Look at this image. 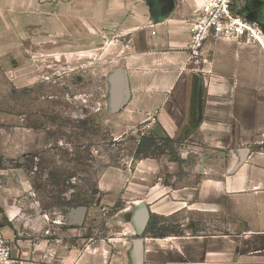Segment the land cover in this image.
<instances>
[{
  "label": "crops",
  "instance_id": "0c3cea01",
  "mask_svg": "<svg viewBox=\"0 0 264 264\" xmlns=\"http://www.w3.org/2000/svg\"><path fill=\"white\" fill-rule=\"evenodd\" d=\"M201 2L175 0L171 14L157 22L147 0L144 5L142 0H0V65L16 77L18 87H26L31 72L34 79L40 75L37 60L46 52L40 45L98 41L109 29L121 27L124 34L113 41L76 50L79 55L103 53L114 46L123 55L116 69L128 71L131 99L122 114L162 137L174 139L183 129L188 143L223 156L201 160L197 185L155 183L134 200L128 222L135 238L139 235L132 215L141 205L149 209V224L188 214L198 218H187L180 224L184 230L162 237L146 229L141 236L144 264H264V52L212 40L200 58L191 59V22ZM30 38L32 46L21 48ZM53 46L48 55L75 56L70 47L62 51ZM224 49L235 51L227 55ZM252 54L262 60L252 61ZM225 59L231 60V67H225ZM65 62L58 58L53 65L71 63ZM201 88L202 121L191 131ZM31 130L28 125L0 126V202L4 234L13 247L7 264H111L105 244L67 252L39 239L38 227L24 231L18 224L22 216L15 202L22 196L28 199L33 186L25 167L12 165L36 148L45 149L44 138L30 139ZM151 161H141L139 168L156 169L157 162ZM217 217L225 229L221 233H216ZM200 225H211L213 231H197Z\"/></svg>",
  "mask_w": 264,
  "mask_h": 264
},
{
  "label": "rangeland",
  "instance_id": "374dc122",
  "mask_svg": "<svg viewBox=\"0 0 264 264\" xmlns=\"http://www.w3.org/2000/svg\"><path fill=\"white\" fill-rule=\"evenodd\" d=\"M238 13H243V7L238 8ZM122 34L121 27H114L100 40H89L80 45L77 42L76 47L95 49L99 43H108ZM129 39L126 38L124 43ZM65 43L60 42L61 45ZM27 44L32 46L31 38L23 41L21 48ZM40 46L46 51L37 60L40 75L34 79V72H31L32 78L26 87H18L14 83L16 77L0 65V126L28 125L33 129L31 140H45L44 150L42 146L36 148L38 151L30 153L31 156L22 162L16 160L12 165H23L33 186L28 199L22 196L15 202L22 216L18 224L24 231L38 227L39 239L45 235L56 244L52 241L53 237L57 238L54 222L67 224L71 212L67 203H87L90 209L82 229L68 231L69 227L61 225V248L67 252L78 249L82 253L91 244L94 247L105 244L109 263L128 264L130 241L135 238L128 219L134 209V200L147 193L145 187L155 183L174 187L197 185L201 179V160L223 156L188 143L183 129L174 139L167 136L155 139L148 125H137L128 113H108L106 75L108 70L122 66L116 62L123 59L116 47L103 53L93 51L69 56L66 59L71 63L59 68L53 62L58 58L67 61L65 57L48 55L53 44L47 42ZM73 50L71 47L70 51ZM232 50L227 49L224 54H231ZM250 58L256 62L262 60L256 54ZM29 59H32L31 55ZM230 62L225 59V67H231ZM70 67L76 68L72 71ZM140 143L145 146L144 154H137ZM36 156L37 159H33ZM143 160H152L153 164L155 160L157 168H139ZM21 201L25 202L22 204ZM187 218L198 220L189 214L158 219V231L179 233L184 230L180 224ZM204 229L213 231L211 225L197 227V231ZM224 230L217 217L216 233ZM46 231H50L47 236Z\"/></svg>",
  "mask_w": 264,
  "mask_h": 264
},
{
  "label": "built area",
  "instance_id": "2783aa9c",
  "mask_svg": "<svg viewBox=\"0 0 264 264\" xmlns=\"http://www.w3.org/2000/svg\"><path fill=\"white\" fill-rule=\"evenodd\" d=\"M246 0H202L191 22L192 35L188 45L190 58H200L209 41L225 40L256 46L264 52V30L256 21L238 13ZM13 247L5 237L0 202V264L12 260Z\"/></svg>",
  "mask_w": 264,
  "mask_h": 264
},
{
  "label": "water",
  "instance_id": "95a60500",
  "mask_svg": "<svg viewBox=\"0 0 264 264\" xmlns=\"http://www.w3.org/2000/svg\"><path fill=\"white\" fill-rule=\"evenodd\" d=\"M252 0H247V9H250ZM157 4V5H156ZM154 4L156 8L155 19L157 22L167 18L175 7V0H156ZM264 0L262 4L257 7L256 14L247 16L241 13L248 19L258 22L264 30ZM106 81L108 84V97H107V111L111 115H117L124 111L131 99L130 83L128 71L126 69H116L111 71ZM197 115L193 124L192 130H195L202 121L203 116V93L202 88L197 92L196 98ZM86 207L72 208L70 212L71 226H83L87 215ZM150 221V212L146 205H141L136 209L132 215V223L138 230V237L131 240L132 247L129 251L130 264H144V239L141 237L146 231Z\"/></svg>",
  "mask_w": 264,
  "mask_h": 264
},
{
  "label": "flooded vegetation",
  "instance_id": "af4514ba",
  "mask_svg": "<svg viewBox=\"0 0 264 264\" xmlns=\"http://www.w3.org/2000/svg\"><path fill=\"white\" fill-rule=\"evenodd\" d=\"M262 2H263V0H252V3H251V6H250V9H247V0H246V4H245V6L243 7V13L245 14V15H247V16H253L254 14H256V10H257V7H259V5L260 4H262ZM147 4L150 6V9H151V13H152V15H153V17L155 18V12H156V8H155V6H154V4H156V0H147ZM157 5V4H156ZM263 10H262V14H264V8H262ZM60 42H63V41H58L57 43H55V44H53L54 45V47H55V49L56 50H64V48H65V46H67V47H73L74 48V50L72 51L73 52V54H75V55H79V53H78V51L79 50H76V49H79V48H82V47H76V45H77V43L76 42H73V41H71L70 42V44L69 43H65V45H61L60 44ZM65 42V41H64ZM67 42V41H66ZM81 43H85V42H81ZM85 44H87V42L85 43ZM78 45H80V44H78ZM67 52V51H66ZM65 54H67V53H62V55L61 56H65ZM69 54V53H68ZM65 60H66V58H65ZM63 64H65L66 62L65 61H61ZM69 63V62H68ZM67 63V64H68ZM56 66V65H55ZM56 67H59V68H62V66H56ZM71 68V67H70ZM75 68L76 67H74V68H71L72 69V71H74L75 70ZM60 80V79H59ZM107 97H108V91H107V94H106V99H107ZM33 159H37V156L36 157H34ZM25 162H27V161H25ZM28 170V169H27ZM64 195V197H67V194H63ZM62 200H65V201H71V200H68V199H66V198H61ZM70 199V198H69ZM70 205V208H69V211L72 209V208H76V207H86L88 210H87V215H86V218H85V222H86V220H87V216H88V213H89V206H88V204L87 203H84V204H75L74 203V205H71V203L69 202V203H67V205L66 206H69ZM70 215V212L68 213V216ZM85 222H84V224H85ZM54 224L56 225V234H54V235H56V239L53 237L52 238V241L53 242H55L56 243V245L58 246V247H61V244H62V239L60 238L61 237V233L63 234V229H62V227H61V225H66L67 227H69V229H68V231H70V230H76V229H82L83 228V226H84V224H83V226H81V227H78V226H71L70 224H71V218H70V216L68 217V221H67V224H63L61 221H55L54 222ZM46 236L47 235H49L50 234V231H46ZM43 237V239H42V241L44 242V243H46V244H48V243H50L51 242V239H49V238H46L45 237V235H43L42 236Z\"/></svg>",
  "mask_w": 264,
  "mask_h": 264
},
{
  "label": "trees",
  "instance_id": "16d2710c",
  "mask_svg": "<svg viewBox=\"0 0 264 264\" xmlns=\"http://www.w3.org/2000/svg\"><path fill=\"white\" fill-rule=\"evenodd\" d=\"M153 136H154L155 139L156 138L157 139L158 138L159 139L162 138V136H159L158 134H155ZM164 137H166V136H164ZM144 148H145V146L142 143H140V145L138 146V149H137V154L138 153L139 154H144L146 152V150H144ZM158 226H159L158 221L157 220H152V222L148 225L147 231L152 233V234H154L155 237H162L167 232H163L162 230L158 231L160 229V228L158 229Z\"/></svg>",
  "mask_w": 264,
  "mask_h": 264
}]
</instances>
